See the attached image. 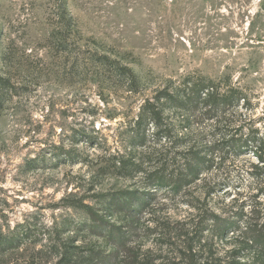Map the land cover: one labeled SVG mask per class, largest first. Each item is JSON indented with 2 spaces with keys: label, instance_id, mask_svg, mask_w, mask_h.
Here are the masks:
<instances>
[{
  "label": "rangeland",
  "instance_id": "obj_1",
  "mask_svg": "<svg viewBox=\"0 0 264 264\" xmlns=\"http://www.w3.org/2000/svg\"><path fill=\"white\" fill-rule=\"evenodd\" d=\"M62 4L66 52L52 38L69 30ZM102 50L132 66L140 93L101 70ZM189 77L241 97L211 114L167 105L161 126L145 116L137 129L156 89ZM0 83V230L18 246L1 264H63L65 248L93 264L258 258L244 229L264 227V0H0ZM195 141L199 179L159 186ZM86 205L126 242L93 231Z\"/></svg>",
  "mask_w": 264,
  "mask_h": 264
},
{
  "label": "trees",
  "instance_id": "obj_2",
  "mask_svg": "<svg viewBox=\"0 0 264 264\" xmlns=\"http://www.w3.org/2000/svg\"><path fill=\"white\" fill-rule=\"evenodd\" d=\"M59 10L61 11V17H67L63 28H68L69 30L68 33L57 31V34L54 33V31L52 33V38L55 40L58 49L66 52L72 44L71 33L74 26L72 24V16L67 12L65 4H62ZM94 60H97L98 64L102 66V71H110L112 78L121 86H125L128 92L135 94L140 93L143 89L142 79L136 74L132 66L125 60L113 55L111 50L97 52ZM191 78L192 77H189L184 83L177 86L170 83L162 88H157L155 91L156 94L153 97L154 99L148 98L141 106V113H139L135 122V126L138 127L137 129L141 128L142 120L145 116H151V119L154 120L157 127L161 126V119L167 105L175 107V109L178 107H185L191 110L201 104L203 109H205V114H211L214 111H218L221 106H225L229 102L234 101L236 98L235 94L241 97L242 92L237 88L232 89L234 94L229 95L227 91L224 90L222 81H216L206 77H202L196 81ZM166 131L170 130L166 129ZM196 148H198L196 141L182 148V156L177 160V164L179 168L183 169V172L177 176L170 174L160 179L158 185L161 187H170L172 192L178 193L184 186L190 185L197 178L199 179L203 162L197 157L198 151H196ZM123 206H127V209L131 208L126 202L123 203ZM85 208L88 209V214L92 218L93 231H99V235L114 239L116 241L115 243L118 245L126 242V233L124 231L120 232L114 229V224H109L108 226L107 219L99 215L96 211H93L89 205H86ZM213 217L214 221H220V217L215 212H213ZM104 223L107 224L105 225ZM229 225L231 226L230 223ZM244 230L245 235L248 237L247 243L249 242L251 248L257 250L259 254L255 261L246 262L240 260L236 262V264H264V227H260L257 222L256 224H248ZM15 243V237H9L0 230V256L9 248L18 247ZM61 254V262L63 264L94 263L91 255H81L75 250L71 251V249L68 250L65 248ZM108 257L109 255L102 257L100 262L110 263ZM123 259L124 260L118 262H122V264H157L155 263V258L140 259L135 253L124 256Z\"/></svg>",
  "mask_w": 264,
  "mask_h": 264
}]
</instances>
